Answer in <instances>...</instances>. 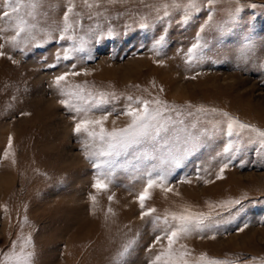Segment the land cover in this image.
<instances>
[{"label": "rangeland", "instance_id": "1", "mask_svg": "<svg viewBox=\"0 0 264 264\" xmlns=\"http://www.w3.org/2000/svg\"><path fill=\"white\" fill-rule=\"evenodd\" d=\"M75 4L77 12L85 13L81 35L88 38L87 28L95 23L104 32L111 27L115 33L91 45L93 59L61 60L49 68L47 65L55 63L57 49L71 42L49 41L34 47L45 39V30L62 23L67 0H44L37 8V21L32 22L38 23L39 30H34V42L23 45L24 52L5 44L3 51L18 63L0 57V261L11 251L13 241H18L19 251V241L30 235L32 245L26 250L34 251V264H150L160 248L153 246L161 234L154 228V216L190 206V211L219 220L229 217L219 206L240 199L247 211L231 223L193 233L174 246L186 245L192 261L204 254L229 264H264V149L258 140L250 143L249 137L256 140L255 134L245 130L241 137L231 138L233 143L242 142V147L229 162L222 152L229 138L227 121L221 115L227 112L241 123L264 130V0H240L243 11L234 30L225 34L206 30L202 34L209 44L206 59L191 65L185 53L195 42L206 12L187 25L176 23L179 12L174 13L171 23L152 25L160 0L103 5L108 18L94 20L87 19L81 0ZM252 4L257 7H249ZM236 7L235 0H219L214 6V23L227 21ZM3 11L0 0V14ZM145 17L152 26L142 30L139 25ZM14 27L15 20H0V29H5L0 36L15 35ZM161 34L166 35V42L157 55L151 50L152 42ZM53 35L58 38L59 33ZM249 39L251 51L243 54ZM0 43L5 42L0 39ZM73 63L81 75L70 76L69 84L115 95L105 106L108 111L116 109L105 122L108 129L114 126L113 120L116 127L128 122L126 116L117 113L131 96L158 98L179 106L185 114L191 111V117L184 116L186 122L209 130L204 147L168 178L172 191L159 187L150 190L143 210L155 208L156 212L144 219L137 196L146 177L135 170L136 161L129 164L121 158L122 164L114 170L108 187H92L100 170L85 158V152L91 154L95 146L73 132L76 113L59 103L65 97L52 85L53 78L68 71ZM9 136L11 154L4 158ZM224 163L228 167L218 179ZM130 241L135 243L129 252L119 257Z\"/></svg>", "mask_w": 264, "mask_h": 264}, {"label": "snow or ice", "instance_id": "2", "mask_svg": "<svg viewBox=\"0 0 264 264\" xmlns=\"http://www.w3.org/2000/svg\"><path fill=\"white\" fill-rule=\"evenodd\" d=\"M43 2L44 0H3L4 11L0 14V20L4 18L15 20V35L0 36V39L5 42L0 43V57L7 56L14 64L18 63L12 56L3 51L5 44L13 50L19 49L24 52L23 45L36 40L34 30H39L38 23L32 21H37L36 10ZM81 2L87 10V19L94 20L100 16H104L105 19L108 18L106 15L107 8L102 9L103 5L124 4L127 3V0H81ZM217 3H219V0H160V7L154 9L156 15L152 20V25L165 24L166 21L171 23L176 12L180 13V19L176 23L187 25L202 12H206V17L196 32L195 42L188 47L185 53L186 62L189 65L193 62H202L206 59V51L209 48L208 41L203 39L202 36L206 30H214L220 34H225L240 25V14L243 11L240 0H235L237 7L230 12L227 21L214 23V6ZM249 7L256 8L257 5L252 4ZM75 9V0H67V8L63 14L62 23L45 30V39L39 44H34V47H41L49 41H55L57 44L62 41L71 42L68 46L61 45L57 49L54 54L55 63L47 65L49 68H55L61 60L69 61L75 58L77 61H83L93 59L91 45L93 43L100 44L115 34L111 27L108 28L107 32H104L99 23H95L87 28L88 38L81 35V31L84 30L81 20L85 17V13L77 12ZM152 25L147 22V17H145L144 22H141L139 27L143 30ZM248 27L251 28L252 26L249 25ZM3 31L5 29H0V32ZM54 32L59 33L58 38L53 35ZM163 32H167V27L163 29ZM21 34H23V37ZM165 42V34L155 37L151 50L159 55ZM251 45V39L246 41L243 54L251 51ZM76 67L77 65L73 63L68 71L55 76L52 85L58 89L61 96L65 97L59 103L69 111L76 113L73 117L75 124L73 132L82 134L87 138V142L95 146V151L91 154L85 152V158L93 163L95 169L100 170L92 187L100 190L106 189L114 170L122 164L121 158L129 164L133 160L136 161L135 170L142 171L146 177L143 190L137 196L142 209L140 216L141 219H144L156 212L155 208L143 210L145 201L151 197L150 190L159 187L165 192L172 191L167 186L169 183L168 178L175 170L183 168L188 160L204 147L205 141L210 138L209 130L199 127L198 123L186 122L184 116L191 117L193 115L191 111L185 114L179 106L169 105L158 98L150 100L131 96L127 97L128 103L122 112L117 113V115L126 116L128 122L123 127H116V121L113 120L114 126L108 129L105 127V122L110 115L116 112V109L113 108L112 111H108L105 106L110 103L109 97L115 99V95L105 92H93L86 85L69 84L68 78L70 76L81 75V72L75 71ZM261 67L264 68V62H261ZM83 74L87 75L88 72L84 71ZM185 107L191 108V105ZM197 111L216 112L215 109H198ZM96 112L101 114L95 115ZM221 115L227 121L226 135L229 138L222 152L228 156L229 162L242 147V142L233 143L231 138L233 136L241 137L245 130L255 134L256 140L249 137V142L255 143L258 140L261 149H264V130L241 123L229 116L227 112L221 113ZM11 148L12 137L9 136L4 158L11 154ZM217 155H220V153H217ZM13 163H15L14 160ZM226 167H228L227 163L220 167L219 173H217L218 179L221 178L220 173H223ZM89 198L95 200L94 196ZM112 198V196L108 197L110 201ZM189 207L185 206L179 212H166L163 216H154L152 221L154 228H159L161 234L155 237L153 246L158 244L160 248L154 258L150 260V264H229L228 261L208 259L204 254L192 261L189 259L190 253L187 251L186 245L181 244L179 248L174 245L180 239L193 233H203L206 229H213L221 224L231 223L237 215L247 211L246 206L240 199L224 202L219 207L227 210L229 217H222L219 220L212 218L210 214L190 211ZM217 215L220 216L221 214L217 213ZM239 231H243V228H240ZM162 241H166V244ZM134 243L135 241H130L126 244L123 251L118 254L119 257H124ZM17 245L18 241L12 242L11 251L5 254V258L0 261V264H34V251L26 250L31 248V236L29 235L19 241V251L16 250Z\"/></svg>", "mask_w": 264, "mask_h": 264}]
</instances>
